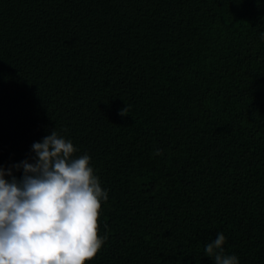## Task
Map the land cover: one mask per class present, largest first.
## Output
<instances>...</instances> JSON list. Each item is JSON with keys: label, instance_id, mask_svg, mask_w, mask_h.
<instances>
[{"label": "trees", "instance_id": "1", "mask_svg": "<svg viewBox=\"0 0 264 264\" xmlns=\"http://www.w3.org/2000/svg\"><path fill=\"white\" fill-rule=\"evenodd\" d=\"M262 36L264 0H0V165L54 129L90 155L86 264H213L218 232L264 264Z\"/></svg>", "mask_w": 264, "mask_h": 264}, {"label": "clouds", "instance_id": "2", "mask_svg": "<svg viewBox=\"0 0 264 264\" xmlns=\"http://www.w3.org/2000/svg\"><path fill=\"white\" fill-rule=\"evenodd\" d=\"M76 151L54 129L31 145L28 158L0 165V264H86L101 250L107 236L98 234V217L108 191L90 155ZM226 241L218 232L204 245L205 256L240 264Z\"/></svg>", "mask_w": 264, "mask_h": 264}]
</instances>
